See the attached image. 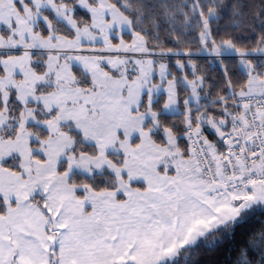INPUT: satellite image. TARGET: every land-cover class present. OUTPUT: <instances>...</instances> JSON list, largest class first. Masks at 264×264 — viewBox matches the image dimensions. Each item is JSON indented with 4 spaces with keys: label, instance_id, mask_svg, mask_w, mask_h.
<instances>
[{
    "label": "snow or ice",
    "instance_id": "1",
    "mask_svg": "<svg viewBox=\"0 0 264 264\" xmlns=\"http://www.w3.org/2000/svg\"><path fill=\"white\" fill-rule=\"evenodd\" d=\"M0 264H264V0H0Z\"/></svg>",
    "mask_w": 264,
    "mask_h": 264
}]
</instances>
